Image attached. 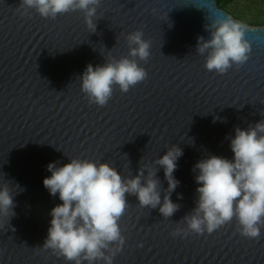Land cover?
I'll return each instance as SVG.
<instances>
[{
    "label": "water",
    "instance_id": "obj_1",
    "mask_svg": "<svg viewBox=\"0 0 264 264\" xmlns=\"http://www.w3.org/2000/svg\"><path fill=\"white\" fill-rule=\"evenodd\" d=\"M210 2L214 15H230ZM204 3L101 0L92 32L82 10L44 18L22 0H0V183L24 189L14 197L16 215L0 217V264H73L43 247L50 211L61 203L43 185L49 162L107 161L129 177L145 166L156 171L173 145L183 149L171 194L179 209L165 218L128 194L119 218L125 242L107 253L113 264H264V227L249 238L233 218L197 234L182 220L198 199L196 162L210 154L231 159L235 129L264 121V26H247L245 63L208 71L196 51L197 38L210 35L209 9L196 7ZM137 30L151 45L140 61L146 79L127 92L115 86L106 105L90 102L81 90L86 66L127 56L126 37ZM157 176L163 196L162 167Z\"/></svg>",
    "mask_w": 264,
    "mask_h": 264
},
{
    "label": "clouds",
    "instance_id": "obj_2",
    "mask_svg": "<svg viewBox=\"0 0 264 264\" xmlns=\"http://www.w3.org/2000/svg\"><path fill=\"white\" fill-rule=\"evenodd\" d=\"M100 3L101 0H22L25 10L35 9L44 18L82 10L92 32L97 30L95 18ZM196 7L208 8L211 17L205 26L209 37L199 36L196 46V51L205 58V68L224 74L234 64L245 63L251 52V44L246 39L247 25L228 14L214 15L210 0ZM126 39L127 56L98 65L89 63L80 76L81 90L90 102L106 105L115 86L127 92L146 79L147 72L140 61L150 56V41L144 39L142 30L129 33ZM230 148L231 159L210 154L196 162L198 199L194 210L182 220L189 231L203 234L212 233L236 218L242 235L258 238L264 227V121L254 127H237ZM182 155L183 149L173 145L154 162L156 171L145 166L129 177H124L107 161L70 158L59 165L56 161L49 162L47 170L51 175L44 177L43 185L50 195H58L61 203L50 211V226L43 247L57 251L73 264H97L98 261L113 264L114 252L107 253L113 244L122 247L125 242L119 218L126 209L128 194L135 195L141 206L158 207L165 218L179 209L171 194L180 184L174 173ZM161 167L168 181L163 196L157 176ZM7 181L0 183V217L11 219L16 215L14 197L24 189ZM181 231L177 229L174 235Z\"/></svg>",
    "mask_w": 264,
    "mask_h": 264
},
{
    "label": "rangeland",
    "instance_id": "obj_3",
    "mask_svg": "<svg viewBox=\"0 0 264 264\" xmlns=\"http://www.w3.org/2000/svg\"><path fill=\"white\" fill-rule=\"evenodd\" d=\"M225 10L247 26L264 24V0H228Z\"/></svg>",
    "mask_w": 264,
    "mask_h": 264
},
{
    "label": "trees",
    "instance_id": "obj_4",
    "mask_svg": "<svg viewBox=\"0 0 264 264\" xmlns=\"http://www.w3.org/2000/svg\"><path fill=\"white\" fill-rule=\"evenodd\" d=\"M227 1H228V0H217L219 6H220L221 8H223V9L226 8V3H227ZM249 26H251V27H255V26H264V24H256V23H253V24H252V23H251V24H249Z\"/></svg>",
    "mask_w": 264,
    "mask_h": 264
}]
</instances>
